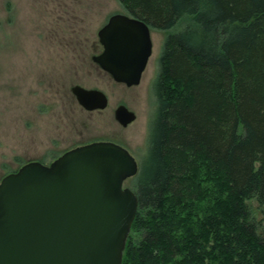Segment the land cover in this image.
<instances>
[{"label":"trees","instance_id":"16d2710c","mask_svg":"<svg viewBox=\"0 0 264 264\" xmlns=\"http://www.w3.org/2000/svg\"><path fill=\"white\" fill-rule=\"evenodd\" d=\"M120 1L173 30L122 264H264V0Z\"/></svg>","mask_w":264,"mask_h":264},{"label":"rangeland","instance_id":"374dc122","mask_svg":"<svg viewBox=\"0 0 264 264\" xmlns=\"http://www.w3.org/2000/svg\"><path fill=\"white\" fill-rule=\"evenodd\" d=\"M115 13L129 12L120 0H0V181L29 161L49 164L98 140L126 146L141 171L158 106L159 58L173 30L152 28V56L141 83L129 87L92 59L102 51L98 31ZM76 84L103 90L108 106L86 110L71 90ZM120 104L137 114L127 127L115 118Z\"/></svg>","mask_w":264,"mask_h":264},{"label":"water","instance_id":"95a60500","mask_svg":"<svg viewBox=\"0 0 264 264\" xmlns=\"http://www.w3.org/2000/svg\"><path fill=\"white\" fill-rule=\"evenodd\" d=\"M103 51L92 58L116 82L140 84L153 53L151 27L130 14H113L98 31ZM86 110H102L99 88L72 87ZM127 127L137 114L115 109ZM140 170L125 146L98 140L66 150L51 163L29 161L0 181V264H122L139 208L125 185Z\"/></svg>","mask_w":264,"mask_h":264}]
</instances>
